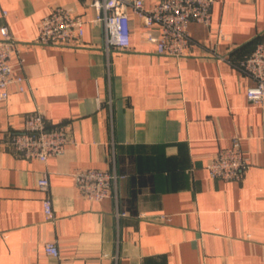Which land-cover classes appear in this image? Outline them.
Listing matches in <instances>:
<instances>
[{"label":"crops","instance_id":"crops-1","mask_svg":"<svg viewBox=\"0 0 264 264\" xmlns=\"http://www.w3.org/2000/svg\"><path fill=\"white\" fill-rule=\"evenodd\" d=\"M58 6L84 18L83 38L36 43ZM95 17L91 0H0L26 77L0 100V264H264V103L249 101L253 81L233 63L264 35V0H216L181 56L159 53L132 12L130 48L107 52ZM35 111L73 139L46 162L7 143ZM233 137L250 167L240 181L211 177L207 163ZM86 168L116 171V195L87 199L75 179Z\"/></svg>","mask_w":264,"mask_h":264},{"label":"built area","instance_id":"built-area-1","mask_svg":"<svg viewBox=\"0 0 264 264\" xmlns=\"http://www.w3.org/2000/svg\"><path fill=\"white\" fill-rule=\"evenodd\" d=\"M216 0H159L147 7L144 0H91L96 10L92 20L103 28V47L109 52L112 47L125 50L131 46V12L142 20L146 31L144 37L154 43L161 54L181 56L192 44L189 31L191 22L210 26L212 8ZM6 15V11L4 12ZM85 20L69 6L55 7L38 23L35 42L41 45H70L80 41L85 34ZM0 100L8 99L9 88L15 85L18 91H25L26 77L16 66H22L23 59L15 62L13 57L20 52V42L10 32L8 25L0 27ZM233 63L248 76L253 84L246 94L253 103H264V35L253 50ZM73 142L65 125L49 127L43 113L35 111L25 115L23 127L10 132L7 143L18 155L27 159L46 162L50 157L61 155ZM250 167L241 140L233 137L231 143L220 149L207 163L211 177L240 181ZM121 176L116 171L86 168L75 173L80 192L91 201H99L116 195ZM39 186L47 189L48 175L44 173ZM45 213H53L50 199L44 201ZM162 219H167L164 215ZM45 252L59 257L56 242L47 241Z\"/></svg>","mask_w":264,"mask_h":264}]
</instances>
